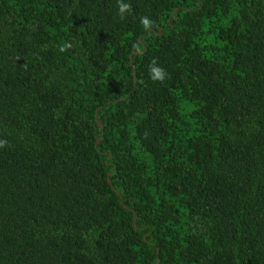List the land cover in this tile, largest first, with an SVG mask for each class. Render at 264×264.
I'll list each match as a JSON object with an SVG mask.
<instances>
[{"label":"trees","instance_id":"16d2710c","mask_svg":"<svg viewBox=\"0 0 264 264\" xmlns=\"http://www.w3.org/2000/svg\"><path fill=\"white\" fill-rule=\"evenodd\" d=\"M126 2L0 0V264H264V0Z\"/></svg>","mask_w":264,"mask_h":264},{"label":"clouds","instance_id":"9594fccd","mask_svg":"<svg viewBox=\"0 0 264 264\" xmlns=\"http://www.w3.org/2000/svg\"><path fill=\"white\" fill-rule=\"evenodd\" d=\"M117 6L119 9V14L121 18L124 17L126 13H131L132 5L126 0H117ZM154 21L150 19L148 16L141 17V24L144 30H150L154 26ZM150 76L153 81L163 82L167 79L168 73L166 70L157 65V61L153 60L150 66ZM7 141L0 140V148H3L6 145Z\"/></svg>","mask_w":264,"mask_h":264},{"label":"water","instance_id":"95a60500","mask_svg":"<svg viewBox=\"0 0 264 264\" xmlns=\"http://www.w3.org/2000/svg\"><path fill=\"white\" fill-rule=\"evenodd\" d=\"M136 220V219H135Z\"/></svg>","mask_w":264,"mask_h":264}]
</instances>
